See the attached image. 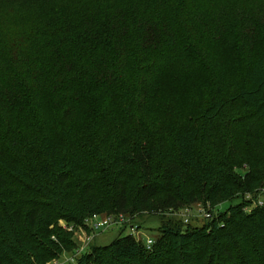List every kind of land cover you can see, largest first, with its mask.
<instances>
[{
  "label": "trees",
  "instance_id": "16d2710c",
  "mask_svg": "<svg viewBox=\"0 0 264 264\" xmlns=\"http://www.w3.org/2000/svg\"><path fill=\"white\" fill-rule=\"evenodd\" d=\"M15 1L0 0V264L59 262L94 215L138 232L159 216V235L147 247L124 224L78 264H264V200L244 201L264 196V0L233 35L217 0ZM236 200L198 226L166 217Z\"/></svg>",
  "mask_w": 264,
  "mask_h": 264
},
{
  "label": "rangeland",
  "instance_id": "374dc122",
  "mask_svg": "<svg viewBox=\"0 0 264 264\" xmlns=\"http://www.w3.org/2000/svg\"><path fill=\"white\" fill-rule=\"evenodd\" d=\"M250 0H217V4L222 3V8L225 10V15L227 16V23H226V32L230 33L231 35L234 34L237 23H236V17L238 14L242 11L250 13ZM3 4V2H1ZM15 5L23 8H27L30 6V3L25 0H16ZM172 89V84L170 82H167L164 85L163 93L165 95H169V92ZM174 91V90H173ZM160 101V100H159ZM182 103V96L178 95V93H173L170 97V107L169 111L172 112L173 110L177 109ZM163 110V109H162ZM1 132V128H0ZM257 195L256 200L250 198H246L244 201H251L254 200V204L258 202H262L264 200L263 194L260 195V191H256ZM253 196V195H252ZM257 201V202H256ZM239 203L238 200L234 202H227L224 204H219L216 207L208 206L205 208L201 204H197L195 206H190L182 209L181 211L175 213V214H169L166 217L173 218L176 220H180L183 224H188V222L193 223V225H199V219L200 221L202 218H205L206 214H211L213 219H218L221 213H224L230 206L235 205ZM152 221V225L145 224L143 225L142 231H139L141 234L139 236H145L148 234L150 238H156L159 235L158 228L160 226V217L159 216H151V215H142L137 216L133 221H135V224H141L143 221ZM141 225H139L140 228ZM120 228H112L104 233L100 232L97 234H94L93 238H88L86 235H90L89 233H82L80 230L75 229L72 233L74 236V240L77 244V249L74 251V253H71L75 256L74 260H71V255H63L60 258L59 264H78L76 259L78 257H81L83 254L90 252L93 244L97 246H107L110 243H112L119 235H120ZM129 231L124 232V235H128ZM69 259V261H65ZM57 262V261H56ZM56 262H53L52 264H56Z\"/></svg>",
  "mask_w": 264,
  "mask_h": 264
},
{
  "label": "built area",
  "instance_id": "2783aa9c",
  "mask_svg": "<svg viewBox=\"0 0 264 264\" xmlns=\"http://www.w3.org/2000/svg\"><path fill=\"white\" fill-rule=\"evenodd\" d=\"M259 204H262V202H258ZM211 216L206 214L205 218L209 219ZM124 224H128L129 226V230L131 231L133 236H137L139 234L138 231H136V226L132 225L131 220H126L124 219V217H118V218H111V217H103V216H97L94 215L91 218H89L88 220H86L84 227H77V228H73V227H69V231H72L74 229L80 230V232L82 233H88V231L90 230L92 232V236L90 235H86V237L88 238H93L94 234L96 233H104L112 228H122L124 227ZM85 228L88 231H85ZM74 232V231H73ZM152 244V240L151 239H147V247H150Z\"/></svg>",
  "mask_w": 264,
  "mask_h": 264
},
{
  "label": "crops",
  "instance_id": "0c3cea01",
  "mask_svg": "<svg viewBox=\"0 0 264 264\" xmlns=\"http://www.w3.org/2000/svg\"><path fill=\"white\" fill-rule=\"evenodd\" d=\"M151 223H152V221H146V220H145V221L141 222V224H138V226L141 225V226H140V229L142 230V229H143V225H145V224H150V225H152ZM145 236H146V238H149L148 234H146ZM63 255H66V256H67V255H71V258H69V259H71V260H74V258H75V257H72V256H75V255H73V254H71V253L63 254ZM69 259H67V260H65V261H69ZM59 263H60V261L57 262V264H59Z\"/></svg>",
  "mask_w": 264,
  "mask_h": 264
}]
</instances>
